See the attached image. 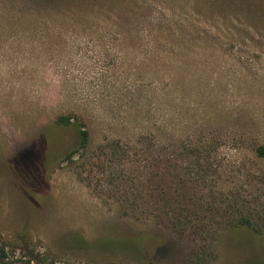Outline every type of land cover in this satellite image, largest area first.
Returning <instances> with one entry per match:
<instances>
[{
    "label": "rangeland",
    "instance_id": "obj_1",
    "mask_svg": "<svg viewBox=\"0 0 264 264\" xmlns=\"http://www.w3.org/2000/svg\"><path fill=\"white\" fill-rule=\"evenodd\" d=\"M131 2L0 0V256L264 264V32L211 0Z\"/></svg>",
    "mask_w": 264,
    "mask_h": 264
},
{
    "label": "trees",
    "instance_id": "obj_2",
    "mask_svg": "<svg viewBox=\"0 0 264 264\" xmlns=\"http://www.w3.org/2000/svg\"><path fill=\"white\" fill-rule=\"evenodd\" d=\"M45 2H49L51 4H59L61 2L64 7L68 10V13L71 15L93 19L95 14L92 9V4L95 2L103 3L106 0H44ZM109 1L110 6H118L117 0H107ZM129 5L131 0H125ZM251 4L255 7L250 9V3L244 0H211L210 9H209V17L212 20V14H218L219 16H227L233 15L235 13H243L246 16V22L249 24L248 29L257 28L264 32V0H249ZM223 18V17H222ZM226 18V17H225ZM226 20V19H224ZM223 21V20H222ZM222 21H218L216 27L219 29H225ZM227 29V28H226ZM180 46V44H179ZM78 121V119H76ZM77 127L78 131V140L77 147L80 149H85L89 143V131L87 130L84 123H78ZM55 125L60 128H67L71 125L70 116H62L56 120ZM52 135V134H51ZM253 153L256 158L264 159V146H258L254 149ZM73 153L69 154L70 155ZM155 167V166H154ZM158 169V168H155ZM250 220L254 222V224H258L259 222L264 221V212L262 214L258 213L256 216L252 215L249 217ZM246 225L251 226L249 221H245ZM0 264H11L7 261L4 253L0 256Z\"/></svg>",
    "mask_w": 264,
    "mask_h": 264
}]
</instances>
